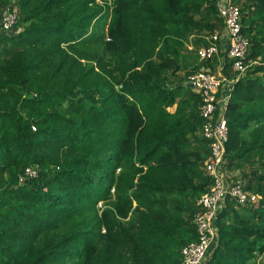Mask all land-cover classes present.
Instances as JSON below:
<instances>
[{"label":"trees","instance_id":"trees-1","mask_svg":"<svg viewBox=\"0 0 264 264\" xmlns=\"http://www.w3.org/2000/svg\"><path fill=\"white\" fill-rule=\"evenodd\" d=\"M241 9L226 168L259 202L226 200L209 264L264 254V0ZM215 29V0H0V264H181L211 179L200 95L175 80Z\"/></svg>","mask_w":264,"mask_h":264},{"label":"built area","instance_id":"built-area-1","mask_svg":"<svg viewBox=\"0 0 264 264\" xmlns=\"http://www.w3.org/2000/svg\"><path fill=\"white\" fill-rule=\"evenodd\" d=\"M215 1L218 14L223 20V29H215L207 37L209 44H202L198 48L199 60L204 62L223 53L231 63V70L239 78L252 65L246 62L251 43L243 32L242 9L233 0ZM17 19V7L5 8L2 14L3 29L10 30ZM234 80L206 66L187 76V83L201 98L199 112L203 124L200 135L209 142V155L204 160L203 170L211 179V186L198 200L200 211L193 220L197 239L182 248L181 264H209V257L218 238L215 221L226 206V200H235L243 206L259 202L257 194L244 188V181H230L226 176V143L229 138L226 111ZM38 174L36 166H28L20 177V183L24 184ZM252 264H264V254L255 258Z\"/></svg>","mask_w":264,"mask_h":264},{"label":"crops","instance_id":"crops-1","mask_svg":"<svg viewBox=\"0 0 264 264\" xmlns=\"http://www.w3.org/2000/svg\"><path fill=\"white\" fill-rule=\"evenodd\" d=\"M235 3L237 2H240V0H233ZM242 2V1H241ZM201 46V45H200ZM193 45L192 43H189L188 44V49H193ZM198 50V49H197ZM198 53V51H197ZM225 55L223 53L219 54L218 56H216L215 60H213L211 63L213 64V67H212V64L211 66L209 67L213 72L215 73H218V74H224L223 73V66H224V63H225ZM196 65H200V61H199V58L198 60L194 59L192 56L189 57V64H188V68L184 69V70H180L178 73H177V76L179 77L178 79L175 80L176 83L180 84L182 83L183 81V84H186L188 86L191 87V85H189L187 83V72L190 71L191 69H193V67H196ZM203 68V66H201V69ZM192 88V87H191ZM193 89V88H192ZM193 91L195 92V90L193 89ZM196 93V92H195Z\"/></svg>","mask_w":264,"mask_h":264},{"label":"rangeland","instance_id":"rangeland-1","mask_svg":"<svg viewBox=\"0 0 264 264\" xmlns=\"http://www.w3.org/2000/svg\"><path fill=\"white\" fill-rule=\"evenodd\" d=\"M242 1V2H241ZM245 1L246 0H240V2H237V4L243 8L244 7V4H245ZM10 5V4H9ZM9 5L6 6L9 7ZM249 169V166H245V171H247ZM226 176L227 178L230 180V181H244L243 178H242V170H234V171H231L229 169L226 168Z\"/></svg>","mask_w":264,"mask_h":264},{"label":"water","instance_id":"water-1","mask_svg":"<svg viewBox=\"0 0 264 264\" xmlns=\"http://www.w3.org/2000/svg\"><path fill=\"white\" fill-rule=\"evenodd\" d=\"M192 87V86H191Z\"/></svg>","mask_w":264,"mask_h":264}]
</instances>
